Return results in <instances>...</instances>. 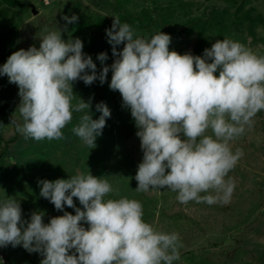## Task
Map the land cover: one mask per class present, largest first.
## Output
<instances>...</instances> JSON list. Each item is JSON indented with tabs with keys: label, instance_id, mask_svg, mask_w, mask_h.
<instances>
[{
	"label": "clouds",
	"instance_id": "1",
	"mask_svg": "<svg viewBox=\"0 0 264 264\" xmlns=\"http://www.w3.org/2000/svg\"><path fill=\"white\" fill-rule=\"evenodd\" d=\"M63 19L71 24L78 16ZM106 36L115 59L107 64V51L99 53L103 65L99 71L83 51L82 39L65 40L61 29L42 37L39 47L14 51L0 65V76L19 88L23 123L17 124V131L25 139L59 140L73 114L83 113L72 131L95 148L111 109L106 102L97 103L100 115L94 119L91 100L73 103V82L91 85L98 79L104 84L111 71L109 87L121 94L141 141L143 159L135 189H170L182 204L229 203L235 183L226 177L243 155L240 149L233 152L230 142L264 110V56L229 38L217 40L203 55L181 54L170 50V34L160 31L145 38L117 17ZM101 177L79 173L38 180L39 195L57 210L65 206L75 210L47 223L44 211L24 219L20 201L0 199V247L22 246L39 253L40 264L178 261L179 234L159 231L146 222L143 205L136 199H106L114 189Z\"/></svg>",
	"mask_w": 264,
	"mask_h": 264
},
{
	"label": "rangeland",
	"instance_id": "2",
	"mask_svg": "<svg viewBox=\"0 0 264 264\" xmlns=\"http://www.w3.org/2000/svg\"><path fill=\"white\" fill-rule=\"evenodd\" d=\"M20 1L24 2L23 6L10 5L8 1L0 4V32L13 28L19 33L12 53L33 45L39 47L42 37L61 29L65 40L69 37L82 39L83 51L92 56L98 71L103 67L97 59L99 53L107 51V64L115 59L106 36V30L117 17L115 5L131 21L129 25L139 36L151 38L160 31L170 34L168 29L179 30V41L170 34L169 47L181 54L192 53L198 38V31L187 21L207 18L212 7L226 5L225 0ZM250 7L256 9L254 14L264 16V0H250L242 6L244 9ZM146 10L149 11L147 15ZM230 11L223 38L239 41L257 55L264 56V25L258 23L253 27L257 34L254 39L245 23L235 21L234 9ZM73 14L78 20L68 24L63 17ZM137 18L144 21V27L133 23ZM161 18H168V21L162 22ZM205 36L208 47L223 39L215 29L207 31ZM123 46L118 47L122 49ZM111 75L109 71L104 84L98 79L91 85H86L83 80L73 82V103L91 100L90 111L94 119L100 115L96 111L97 103L106 102L111 109V117L93 149L72 131L83 113L73 114L72 121L63 129L62 139H25L17 131V124L23 123L18 110L19 88L5 80L10 83L11 93L0 89V131L5 140L17 139L9 143L8 153L0 160V199L10 196L20 201L24 219L30 220L34 211H44L47 223L52 217L63 215L64 211L75 214V210L67 206L57 210L48 199L39 195L38 180L67 179L70 175L92 173L112 185L114 191L106 199H136L143 205L146 222L159 231L179 234L180 259L174 264H264V110L252 118L251 125L245 126L242 135L230 142L233 152L237 149L243 152L226 177L235 183L230 202L182 204L177 199L178 193L170 189L147 192L135 189L138 186L135 175L143 159L141 141L136 134L129 140L122 136L112 102V96L119 91L110 89ZM207 134H211L210 129ZM74 200L82 207L78 199ZM42 259L39 253H30L22 246L0 247V264H40Z\"/></svg>",
	"mask_w": 264,
	"mask_h": 264
},
{
	"label": "trees",
	"instance_id": "3",
	"mask_svg": "<svg viewBox=\"0 0 264 264\" xmlns=\"http://www.w3.org/2000/svg\"><path fill=\"white\" fill-rule=\"evenodd\" d=\"M10 5L18 4L20 6L24 5L23 1L20 0H0V4L2 2H7ZM226 5L225 6H214L211 8V12L209 14V17L204 18H191L187 22L189 25L192 26L193 30L198 31V38L195 43L194 50L192 54L194 55H203L204 50L206 48H210L205 44V35L206 32L215 29L217 30V34H219L220 37H224V29L226 26L227 17L231 13L230 9H234L233 11V17L236 18L235 21L238 23H245L246 27L248 28V31L251 33L254 39L257 38V34L254 31L253 27L260 23L264 25V16L261 13H255V8L250 7L248 9L242 8V6L247 3L250 0H225ZM116 6V7H115ZM114 6V9L117 12V17L122 23H128L130 24V20L122 15L120 13L119 7L117 5ZM149 14V11L146 10L144 12ZM170 17V15H168ZM147 20L148 17H145ZM152 18H150L151 20ZM162 22H167L168 18H161ZM152 21V20H151ZM135 25H139L141 27H144V21L137 18L135 21H133ZM186 26V25H185ZM177 27V26H176ZM169 33L172 35H175L177 38V41H179V30H171L168 29ZM151 33V31L149 32ZM19 33L13 29L9 28L6 31L0 32V65L6 62L7 58L12 54V49L16 43V38L18 37ZM5 80H9L7 76H0V89L11 93L9 84L6 83ZM112 102L113 106L117 115L118 124L122 133V136L125 140L131 139L138 131L135 122L133 120V117L131 116V112L129 109L123 106L122 96L120 93H117L112 96ZM17 139L16 137H10V139L5 140V138L2 136V132L0 131V160L5 156L6 153H8L10 149L9 143L13 141V139ZM231 253V252H230ZM233 256V253L231 254Z\"/></svg>",
	"mask_w": 264,
	"mask_h": 264
}]
</instances>
